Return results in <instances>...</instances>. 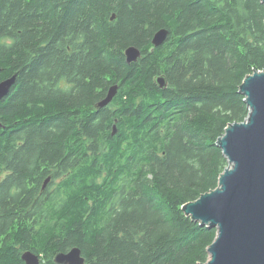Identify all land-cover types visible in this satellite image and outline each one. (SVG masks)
Here are the masks:
<instances>
[{
	"label": "trees",
	"instance_id": "16d2710c",
	"mask_svg": "<svg viewBox=\"0 0 264 264\" xmlns=\"http://www.w3.org/2000/svg\"><path fill=\"white\" fill-rule=\"evenodd\" d=\"M254 71L261 0H0V81L16 74L0 100V264L71 247L85 264L207 261L216 229L181 206L217 186L216 140L246 118L238 89Z\"/></svg>",
	"mask_w": 264,
	"mask_h": 264
},
{
	"label": "water",
	"instance_id": "95a60500",
	"mask_svg": "<svg viewBox=\"0 0 264 264\" xmlns=\"http://www.w3.org/2000/svg\"><path fill=\"white\" fill-rule=\"evenodd\" d=\"M264 4V0H261ZM111 16V20L114 19ZM167 30H157L151 39L161 45ZM128 64L141 56L138 47L123 51ZM16 74L0 81V100L8 95ZM160 88L167 86L163 75L155 77ZM111 85L96 107L106 106L117 94ZM244 97L248 113L244 121L229 123L216 145L227 159V167L219 175L217 186L197 199L181 206L184 214L201 226L216 229V236L207 248L208 260L198 264H264V71L244 77L238 89ZM112 135L116 125L112 126ZM78 247L55 255L56 264H84ZM26 264H38V257L23 253Z\"/></svg>",
	"mask_w": 264,
	"mask_h": 264
},
{
	"label": "flooded vegetation",
	"instance_id": "af4514ba",
	"mask_svg": "<svg viewBox=\"0 0 264 264\" xmlns=\"http://www.w3.org/2000/svg\"><path fill=\"white\" fill-rule=\"evenodd\" d=\"M11 88H12V87H11ZM112 136H113V135H112ZM96 142H97L98 146H100V150H101L102 152H104L106 146H105L104 142L99 141L98 136H97ZM90 145L93 146V142H92L91 140H89V144H88V146H90ZM102 152H97V153H96V155H97L96 158H104V155H103ZM76 153H77V149H76L75 151L73 150V152H72L73 157L70 158V160H75V159H76V158H74V156L76 155ZM88 156H89V157L91 156V158H93L92 151H89V152H88ZM111 158H112V157H111ZM96 162H97V165H98V164L100 165V161L96 160ZM102 172H103V168L101 169V171H100L99 174H101ZM104 180H105V178H103V179L101 180V183H104ZM55 181H56V180H54V179L52 178L51 174H48V175L44 178V180L41 182V184H40V187H39V193H42L43 195H45V194H49V193L53 190V184H54ZM2 237H3V236H1L0 238L2 239ZM11 238H12V237H11ZM9 245H10V244H9ZM71 248H73V247H71ZM71 248H70V249H71ZM70 249H69V250H70ZM69 250H67V251H69ZM27 251H29V250H27ZM27 251H24V252H22V253L20 254V260H22V255H23V253H25V252H27ZM67 251H65V252H67ZM29 252H31L32 254H34V255H36V256L38 257V264H47V263H48V259H47V257H46V255H45L44 252L40 251V252H38V253H35L34 251H31V250H30ZM58 253H59V252H58ZM56 254H57V253H56ZM56 254H54L53 257H52V260H53V263H52V264H56L55 261H54V257H55ZM81 255H82V254H81ZM45 259H47V261H46ZM22 261H23V260H22ZM23 263L26 264L25 261H23ZM84 264H85V262H84Z\"/></svg>",
	"mask_w": 264,
	"mask_h": 264
}]
</instances>
